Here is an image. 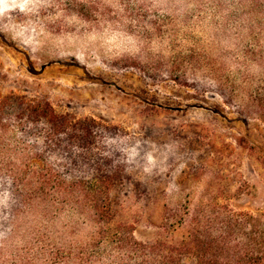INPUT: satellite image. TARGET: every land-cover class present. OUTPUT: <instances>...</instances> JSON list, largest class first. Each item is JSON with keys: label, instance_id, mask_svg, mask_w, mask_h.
<instances>
[{"label": "rangeland", "instance_id": "374dc122", "mask_svg": "<svg viewBox=\"0 0 264 264\" xmlns=\"http://www.w3.org/2000/svg\"><path fill=\"white\" fill-rule=\"evenodd\" d=\"M257 91L264 0H0V98L93 121L71 175L89 182L97 167L108 184L93 211L79 194L29 202L0 172V264H142L121 240L178 241L217 212H264ZM28 141L11 128L0 152Z\"/></svg>", "mask_w": 264, "mask_h": 264}, {"label": "trees", "instance_id": "16d2710c", "mask_svg": "<svg viewBox=\"0 0 264 264\" xmlns=\"http://www.w3.org/2000/svg\"><path fill=\"white\" fill-rule=\"evenodd\" d=\"M253 96L264 116V92L257 91ZM11 128L20 130L21 136L26 134L29 139L27 149L3 146L0 152V172L6 171L16 196L21 198L26 193L27 201L33 202L48 196L78 199L75 194H79L86 208L97 211L104 207L102 200L108 184L102 169L83 171L91 178L89 182L71 175L76 165L86 167L84 162L82 165L77 162L82 153L92 152L97 130L93 121L72 123L69 116L57 113L47 102L8 94L0 98V133L5 134ZM244 138L250 139L249 129ZM54 158L61 162L60 169L53 167ZM36 160L45 163L33 166ZM7 209L3 216L6 221L17 208L8 205ZM204 219L195 221V227L178 241L156 240L144 244L124 238L120 243L131 248L142 264H264V212L230 209L217 212L212 220L203 222Z\"/></svg>", "mask_w": 264, "mask_h": 264}]
</instances>
